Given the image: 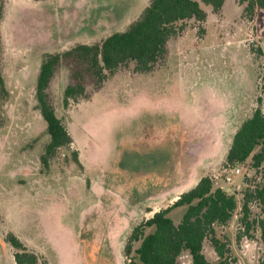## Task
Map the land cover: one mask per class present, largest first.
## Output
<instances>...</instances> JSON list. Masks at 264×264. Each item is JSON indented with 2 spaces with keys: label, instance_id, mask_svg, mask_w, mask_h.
Instances as JSON below:
<instances>
[{
  "label": "rangeland",
  "instance_id": "1",
  "mask_svg": "<svg viewBox=\"0 0 264 264\" xmlns=\"http://www.w3.org/2000/svg\"><path fill=\"white\" fill-rule=\"evenodd\" d=\"M0 1L8 92L0 100V264H15L8 233L47 264H127L131 230L199 175L236 196L232 219L216 234L230 241L237 264H258L259 232L242 236L240 210L246 188L263 181L264 165L253 169L249 158L227 167L224 159L241 123L256 108L264 113V12L249 16L246 3L225 0L215 13L196 0L206 19L185 21L151 72L130 63L99 89L85 79L84 97L67 106L70 67L62 65L48 94L79 164L61 150L47 166L41 156L49 136L35 100L43 54L124 31L150 0ZM184 211L170 212L175 224ZM251 212L264 216L254 205ZM203 252L217 263L209 240ZM179 261L193 264L188 253Z\"/></svg>",
  "mask_w": 264,
  "mask_h": 264
},
{
  "label": "trees",
  "instance_id": "2",
  "mask_svg": "<svg viewBox=\"0 0 264 264\" xmlns=\"http://www.w3.org/2000/svg\"><path fill=\"white\" fill-rule=\"evenodd\" d=\"M224 1L200 0L215 13L222 8ZM240 1L246 3L244 11L249 16L256 9L264 12V0ZM3 16L4 4L0 1V24ZM191 19L197 22L206 19L205 11L196 0H150L139 17L124 31L115 32L100 43L77 44L62 53L43 54L36 80L35 100L46 124L49 142L44 147L41 161L48 166L49 160L59 151L71 150L72 138L57 117L48 94L50 83L62 65L70 67V83L63 93V104L67 106L70 100L76 101L84 97L85 79L92 81L99 89L109 75L130 63L134 64V71L137 73L151 72L153 66L165 58L169 40L182 32L183 23ZM1 59L0 32V100H3L8 92ZM71 154L73 161L79 164L77 151L71 150ZM249 158L253 169L264 165V113L260 108H256L234 133L224 165L235 167L244 164ZM253 205L264 213V177L263 181L246 188L240 210V221L244 227L242 236L256 239L255 236H250L249 231L259 232L261 249L258 264H264V216L257 214L251 217ZM180 207H184L185 211L180 222L175 224L170 212ZM237 207L235 195L221 187L214 188L212 177H201L193 188L179 195L171 205L155 212L151 218L131 230L125 245V255L130 256L127 264H181L179 258L183 253H188L193 264H210L203 252V245L207 240L216 254V264H237L230 241L225 236L218 237L215 228L226 225ZM148 229L150 231L146 232ZM5 241L14 250L15 264H47L28 251L14 234L8 233ZM134 243H139V246L133 250Z\"/></svg>",
  "mask_w": 264,
  "mask_h": 264
},
{
  "label": "crops",
  "instance_id": "3",
  "mask_svg": "<svg viewBox=\"0 0 264 264\" xmlns=\"http://www.w3.org/2000/svg\"><path fill=\"white\" fill-rule=\"evenodd\" d=\"M201 178V176L199 175V176H196V178H194L193 177V183H191V184H189L187 187H185L186 188V191H188L189 189H191V188H193L196 184H197V182L199 181V179ZM186 191H184V189H180V190H178L177 191V193H176V195H175V193L174 194H172V195H170V196H168V197H170L169 198V200L167 199L166 200V198L165 197H162L163 199H164V201H167V203L166 204H168V203H170L171 202V204L173 203L172 201H176V199L179 197V195H181L182 193H184V192H186ZM174 195V196H173ZM167 207V205L166 206H164V208H166ZM163 208V209H164ZM152 217V216H151ZM260 243V242H259ZM261 246V245H260Z\"/></svg>",
  "mask_w": 264,
  "mask_h": 264
},
{
  "label": "built area",
  "instance_id": "4",
  "mask_svg": "<svg viewBox=\"0 0 264 264\" xmlns=\"http://www.w3.org/2000/svg\"><path fill=\"white\" fill-rule=\"evenodd\" d=\"M234 171H235V173H239L240 172L238 168H236Z\"/></svg>",
  "mask_w": 264,
  "mask_h": 264
}]
</instances>
